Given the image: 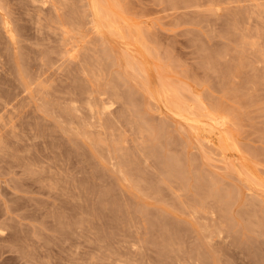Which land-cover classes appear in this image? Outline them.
I'll use <instances>...</instances> for the list:
<instances>
[{
  "label": "rangeland",
  "instance_id": "obj_1",
  "mask_svg": "<svg viewBox=\"0 0 264 264\" xmlns=\"http://www.w3.org/2000/svg\"><path fill=\"white\" fill-rule=\"evenodd\" d=\"M4 1L14 38L0 27V264H264V0H97L133 40L104 27L91 0ZM170 81L182 114L155 93Z\"/></svg>",
  "mask_w": 264,
  "mask_h": 264
},
{
  "label": "bare ground",
  "instance_id": "obj_2",
  "mask_svg": "<svg viewBox=\"0 0 264 264\" xmlns=\"http://www.w3.org/2000/svg\"><path fill=\"white\" fill-rule=\"evenodd\" d=\"M2 1H4V0H2ZM27 1H28V0H27ZM98 1H99V0H98ZM98 1H97V0H91V2H92L91 6H92V9H93V12H94L93 15H95V17H98L99 20H100V22H101V21L103 22L102 24L105 25L104 27L107 26V27L113 28L114 31H115V33H116V31H117V33L119 34V36H121V37H123V38H127V36L130 35V34H128V33L126 32V33L128 34V35H126V34L124 33V31H126V30H127L126 28H128V29H129V30H128L129 33H130V32H133V31H131V29H130L131 27H130V26H129V27L127 26V27L125 28V30H124V29H123L124 26H123V28H122L123 31H121V30L119 29V28H121L120 26H119V28H118V25H117V27H116V25L113 24L114 22H113V23L110 22V21H111V18L108 19V17H109L108 15H109V14H107V13H108L110 10H113V9H110L109 11H106V12H105V10H107V9H105V10L102 9L101 6L99 5V2H98ZM114 1H115V0H114ZM183 1H184V0H183ZM188 1H189V0H188ZM216 1H217V0H216ZM216 1H215V2H216ZM237 1H238V0H237ZM4 2H5V1H4ZM4 2H3V4H4ZM46 2H47V1H46ZM54 2H57V1H54ZM60 2H61V1H60ZM175 2H176V0H175ZM212 2H213V1H212ZM234 2H235V1H234ZM35 3H36V1H35ZM40 3H41V2H40ZM48 3H50V2H48ZM103 3H104V2H103ZM112 3H113V2H112ZM116 3H117V2H116ZM188 3H189V2H188ZM8 4H9V2H8ZM33 4H34V3H33ZM51 4H52V3H51ZM56 4H57V3H56ZM62 4H63V3H62ZM212 4H213V3H212ZM218 4H219V3H218ZM0 5H1V4H0ZM6 5H7V4H6ZM12 5H13V3H12ZM34 5H35V4H34ZM36 5H37V4H36ZM59 5H60V4H59ZM117 5H118V4H117ZM189 5H190V4H189ZM10 6H11V5H10ZM39 6H40V5H39ZM105 6H106V5H105ZM113 6H115V5H113ZM0 7H2V5H1ZM24 7H25V6H24ZM41 7H42V6H41ZM44 7H45V6H44ZM58 7H59V6H58ZM58 7H57V8H58ZM62 7H63V6H62ZM116 7H117V6H116ZM212 7H213V6H212ZM248 7H249V6H248ZM5 8H6V7H5ZM9 8H10V7H9ZM9 8H8V9H9ZM109 8H110V7H109ZM109 8H108V9H109ZM0 9H1V8H0ZM3 9H4V8H3ZM27 9H28V8H27ZM35 9H36V7H35ZM37 9H39V8L37 7ZM44 9H45V8H44ZM44 9H43V10H44ZM54 9H55V8H54ZM118 9H120V8H118ZM247 9H248V8H247ZM249 9H250V8H249ZM1 10H2V9H1ZM4 10H5V9H4ZM4 10H3V12H0V27H2L3 30L9 35L10 39H13V38H14V34H13L12 26H11V21H10V18H9V16H8V14H7V13H4V12H5ZM32 10H33V9H32ZM39 10H41V9H39ZM56 10H57V9H56ZM61 10H62V8H61ZM251 10H252V9H251ZM6 11H7V10H6ZM8 11H9V10H8ZM8 11H7V12H8ZM52 11H53V9H52ZM113 11H114V10H113ZM113 11H112V12H113ZM247 11H248V10H247ZM33 12H34V11H33ZM112 12H111V13H112ZM245 12H246V11H245ZM252 12H253V11H252ZM22 13H23V12H22ZM41 13H44V12H41ZM54 13H55V12H54ZM109 13H110V12H109ZM111 13H110V15H111ZM9 14H10V12H9ZM32 14H33V13H32ZM45 14H46V13H45ZM57 14H58V13H57ZM247 14H248V12H247ZM249 14H250V13H249ZM252 14H253V13H252ZM14 15H15V14H14ZM41 15H42V14H41ZM55 15H56V14H55ZM244 15H245V14H244ZM31 16H32V15H31ZM63 16H64V15H63ZM252 16H253V15H252ZM16 17H17V16H16ZM32 17H33V16H32ZM57 17H58V16H57ZM60 17H61V16H60ZM60 17H59V18H60ZM64 17H66V16H64ZM64 17H63V18H64ZM111 17H112V15H111ZM113 17H114L113 19L115 20L116 18H115L114 15H113ZM263 17H264V16H263ZM33 18H34V17H33ZM46 18H47V17H46ZM230 18H231V17H230ZM246 18H247V17H246ZM12 19H13V18H12ZM232 19H233V17H232ZM232 19H231V20H232ZM34 20H35V19H34ZM70 20H71V19H70ZM70 20H68V21H70ZM109 20H110V21H109ZM249 20H250V18H249ZM32 21H33V20H32ZM35 21H36V20H35ZM51 22H52V21H51ZM51 22H50V25L52 24ZM115 22H116V21H115ZM232 22H233V21H232ZM71 23H72V22H71ZM116 23H117V22H116ZM121 23H122V22H121ZM67 24H68V23H67ZM77 24H78V23H77ZM100 24H101V23H99V28H100ZM117 24H119V23H117ZM245 24H246V23H245ZM245 24H244V26H246ZM262 24H263V23H262ZM44 25H45V24H44ZM48 25H49V24H48ZM48 25H47V26H48ZM68 25H69V24H68ZM72 25H73V24H72ZM231 25H232V24H231ZM74 26H75V25H74ZM77 26H78V25H77ZM121 26H122V25H121ZM228 26H229V24H228ZM228 26H227V27H228ZM72 27H73V26H72ZM66 28H67V27H66ZM79 28H81V27L79 26ZM247 28H248V27H247ZM50 29H52V27H51ZM108 29H109V28H108ZM1 30H2V29H1ZM28 30H29V29H28ZM75 30H76V29H75ZM75 30H74V31H75ZM79 30H80V32H81L82 29H79ZM106 30H107V28H106ZM53 31H54V30H53ZM72 31H73V28H72ZM109 31H110V29H109ZM111 31H112V30H111ZM140 31H141V30H140ZM78 32H79V31H78ZM56 33H57V32H56ZM135 33H136V31H134V34H135ZM137 33H138V31H137ZM137 33H136V34H137ZM140 33H141V32H140ZM145 33H146V32H145ZM145 33H144V34H145ZM2 34H3V33H2ZM60 34H61V33H60ZM105 34H106V33H105ZM136 34H135V36H136ZM247 34H248V33H247ZM262 34H263V33H262ZM58 35H59V34H58ZM63 35H66V34H63ZM112 35L114 36L113 33H112ZM137 35H139V34H137ZM102 36H103V35H102ZM131 36H132V35H131ZM133 36H134V35H133ZM135 36H134V38L137 37V36H136V37H135ZM140 36H144V35H140ZM263 36H264V35H263ZM6 37H7V36H6ZM58 37H59V36H58ZM60 37H61V36H60ZM110 37H111V36H110ZM255 37H256V36H255ZM65 38H66V37H65ZM65 38H63V39H65ZM107 38H108V37H107ZM112 38H113V37H112ZM114 38H115V37H114ZM134 38H133V39H134ZM142 38L145 39V37H142ZM15 39H16V38H15ZM63 39H62V40H63ZM80 39H81V38H80ZM129 39L131 40L132 38L128 36V40H129ZM133 39H132V40H133ZM258 39H259V37H258ZM58 40H59V39H58ZM77 40H79V38H78ZM104 40H105V39H104ZM60 41H61V39H60ZM105 41H106V40H105ZM95 42H96V41H95ZM113 42H114V41H113ZM113 42H110V43L113 44ZM115 42H117V40H116ZM115 42H114V43H115ZM65 43H66V40H65ZM65 43H63V44H65ZM67 43H68V42H67ZM84 43H85V41H84ZM126 43H127V44H130V43H133V41H132V42L126 41ZM144 43H145V42H144ZM6 44H7V43H6ZM61 44H62V43H61ZM61 44H59V45H61ZM75 44H76V43H75ZM122 44H124V43H122ZM256 44H257V42H256ZM65 45H66V44H65ZM118 45H119V44H118ZM253 45H254V43H253ZM87 46H88V45H87ZM95 46H96V45H95ZM104 46H105V45H104ZM108 46H109V44H108ZM115 46H116V45H115ZM115 46H114V47H115ZM122 46H123V45H122ZM8 47H9V46H8ZM17 47H18V46H17ZM74 47H75V46H72L71 48H66V49H65V51H66L71 57H73V59H74V57H77L76 54H75L76 56L74 55V51H73ZM88 47H89V46H88ZM119 47H120V46H119ZM128 47H129V45H128ZM134 47H135V46H134ZM91 48H92V47H91ZM94 48H95V47H94ZM109 48H110V46H109ZM115 48H116V47H115ZM117 48H118V47H117ZM17 49H18V48H17ZM87 49H88V48H87ZM119 49H120V48H119ZM128 49H129V48H128ZM135 49H136V48H135ZM150 49H151V48H150ZM150 49H149V50H150ZM74 50H75V49H74ZM110 50H111V49H109V51H110ZM130 50H131V49H130ZM130 50H129V51H130ZM149 50H148V51H149ZM7 51H8V50H7ZM65 51H64V52H65ZM90 51H92V50H90ZM93 51H94V50H93ZM112 51H114V48H113ZM42 52H43V51H42ZM45 52H46V51H45ZM120 52H121V54H122L121 49H120ZM132 52H133V51H132ZM75 53H76V52H75ZM88 53H91V52H88ZM128 53H129V52H128ZM261 53H262V52H261ZM44 54H45V53H44ZM59 54H60V53H59ZM105 54H106V53H105ZM111 54H112V53H111ZM2 55H3V54H2ZM47 55H48V54H47ZM89 55H90V54H89ZM57 56H59V55H57ZM91 56H92V55H91ZM108 56H110V55H108ZM112 56H113V55H112ZM136 56H137V55H136ZM8 57H9V56H8ZM67 57H68V56H67ZM71 57H70V58H71ZM110 57H111V56H110ZM123 57H125V56H123ZM50 58H51V57H50ZM95 58H96V57H95ZM139 58H140V57H139ZM8 59H9V58H8ZM41 59H42V58H41ZM79 59H80V57H79ZM120 59H121V58H120ZM140 59H141V58H140ZM44 60H45V59H44ZM69 60H70V59H69ZM122 60H123V59H122ZM124 60H127V59H124ZM144 60H145V59H144ZM147 60H148V59H147ZM3 61H4V60H3ZM21 61H22V60H21ZM59 61H60V60H59ZM59 61H58V62H59ZM65 61H66V60H65ZM127 61H128V60H127ZM131 61H132L131 63H134V62H137L138 60H136V61L131 60ZM133 61H134V62H133ZM140 61H141V60H140ZM37 62H38V60H37ZM41 62H42V61H41ZM44 62H45V61H44ZM52 62H53V61H52ZM54 62H55V61H54ZM60 62L62 63V61H60ZM71 62H72V61H71ZM71 62H69V63H71ZM114 62H115V61H113V63H114ZM128 62H129V61H128ZM128 62H126V63H128ZM18 63H19V62H18ZM30 63H31V62H30ZM45 63H46V62H45ZM67 63H68V61H67ZM124 63H125V61H124ZM138 63H139V62H138ZM145 63H146V62H145ZM77 64H78V63H77ZM139 64H140V63H139ZM19 65H20V64H19ZM33 65H34V63H33ZM38 65H39V64H38ZM54 65H55V64H54ZM74 65H75V64H74ZM80 65H81V64H80ZM131 65H132V64H130V67H131ZM133 65L136 67L137 63H136V64L134 63ZM241 65H242V64H241ZM0 66H2V63H1ZM42 66H43V65H42ZM58 66H59V65H58ZM58 66H57V67H58ZM63 66H64V65H63ZM99 66H100V65H99ZM126 66H128V65H126ZM126 66H125V68H126ZM134 66H133V67H134ZM139 66H140V65H139ZM143 66H144L143 68H142V66L140 67L142 70L145 68V64H144ZM4 67H5V66H4ZM4 67H3V69H4ZM6 67H7V66H6ZM31 67H32V65H31ZM34 67H35V66H34ZM39 67H40V66H38V68H39ZM53 67H56V66H53ZM53 67H52V68H53ZM64 67H65V66H64ZM64 67H63V68H64ZM72 67H73V66H72ZM72 67L68 66V68H69L70 70L72 69ZM76 67H77V66H76ZM82 67H83V66H82ZM128 67H129V66H128ZM130 67H129V68H126V71H127V69L130 70ZM38 68H37V69H38ZM61 68H62V66H61ZM61 68L59 69L60 71L62 70ZM68 68H67L66 70H68ZM84 68H85V67H84ZM97 68H98V67H97ZM99 68H101V67H99ZM125 68H124V69H125ZM131 68H132V67H131ZM136 68H137V67H136ZM263 68H264V67H263ZM20 69H21V67H20ZM64 69H65V68H64ZM75 69H76V68H75ZM88 69H89V68H88ZM92 69H93V68H92ZM138 69H139V68L136 69V72H138V71H137ZM39 70H40V69H39ZM57 70H58V68H57ZM73 70H74V68H73ZM97 70H98V69H97ZM142 70H141V71H142ZM145 70H146V68H145ZM145 70H144V71H145ZM36 71H37V70H36ZM85 71H86V70H85ZM91 71H92V70H91ZM98 71H99V70H98ZM141 71H140V72H141ZM146 71L148 72V70H146ZM1 72H2V71H1ZM33 72H34V71H33ZM38 72H39V71H38ZM58 72H59V71H58ZM66 72H67V71H66ZM151 72H152V71H151ZM12 73H13V72H12ZM35 73H36V72H35ZM72 73H73V71H72ZM76 73H77V72H76ZM90 73H92V72H90ZM94 73H95V72H94ZM141 73H142V72H141ZM25 74H26V73H25ZM33 74H34V73H33ZM62 74H63V73H62ZM84 74H86V73L84 72ZM132 74H133V73H132ZM146 74H147V73H146ZM40 75H41V74H40ZM92 75H93V73H92ZM97 75H98V73H97ZM123 75H124V73H123ZM139 75H140V74H139ZM147 75H148V74H147ZM152 75H153V73H152ZM9 76H10V74H9ZM37 76H39V75L37 74ZM79 76H80V75H79ZM89 76H90V74H89ZM154 76H155V75H154ZM158 76H159V75H158ZM61 77H62V76H61ZM80 77H81V76H80ZM93 77H94V75H93ZM137 77H138V76H137ZM142 77H143V76H142ZM160 77L162 78V76H160ZM165 77H166V76H165ZM42 78H43V77H42ZM75 78H77V77H75ZM75 78H74V79H75ZM78 78H79V77H78ZM94 78H96V77H94ZM124 78H125V76H124ZM130 78H132V77H130ZM143 78L146 79L145 77H143ZM163 78H164V74H163ZM163 78H162V79H163ZM125 79H126V78H125ZM156 79H157V77H156ZM162 79H161V80H162ZM164 79H165V78H164ZM166 79H167V78H166ZM16 80H17V79H16ZM39 80H40V78H39ZM41 80H42V79H41ZM64 80H65V79H64ZM67 80H68V79H67ZM95 80H96V79H95ZM131 80H132V79H131ZM146 80H147V79H146ZM5 81H6V80H5ZM75 81H76V80H75ZM126 81H127V80H126ZM165 81H167V80H165ZM165 81L163 80V82H165ZM39 82H40V81H39ZM43 82H44V81H43ZM45 82H46V81H45ZM45 82H44V83H45ZM116 82H117V81H116ZM160 82H161V81H160ZM171 82H172V81L167 82V83H168V86H169V84H171ZM10 83H11V82H10ZM18 83H19V82H18ZM44 83H43L42 85H44ZM125 83H126V82H125ZM136 83H137V82H136ZM122 84H123V81H122ZM138 84H139V83H138ZM141 84H142V83H141ZM141 84H140V86H143V85H141ZM148 84H149V83H148ZM172 84H173V83H172ZM172 84H171V86H172ZM16 85H17V83H16ZM42 85H41V86H42ZM65 85H66V84H65ZM110 85H111V84H110ZM130 85H131V84H130ZM163 85H167V84L164 83ZM163 85H162V86H163ZM175 85H176V84H175ZM177 85H178V84H177ZM5 86H6V85H5ZM20 86H21V85H20ZM49 86H50V85H49ZM76 86H77V85H76ZM96 86H97V85H96ZM114 86H115V85H114ZM154 86H155V85H154ZM15 87H16V86H14V88H15ZM17 87H18V86H17ZM99 87H100V86H99ZM111 87H112V86H111ZM18 88H19V87H18ZM47 88H48V87H46V89H47ZM68 88H69V87H68ZM119 88H121V87H119ZM154 88H157V87L155 86ZM170 88H171V87H170ZM173 88H175V87L172 86V89H173ZM15 89H17V88H15ZM15 89H14V90H15ZM115 89H116V88H115ZM117 89H118V88H117ZM117 89H116V90H117ZM172 89H169L167 86H166V88L163 86V87L160 88V89H157V90L155 89V90H156L155 93H157V95H158L159 97L164 98V99L168 102V105H169V104L172 105L173 108L176 109V113H178V114H182V113H183L182 111H183V110L185 111V109H184L185 107H182V106H183V105H182L183 103H182V102H179V101H181V100L177 97V94L180 95V92L177 93V91H175L176 89H175V90H174V89L172 90ZM177 89H178V88H177ZM12 90H13V89H12ZM17 90H19V89H17ZM99 90H100V89H99ZM106 90H108V89H106ZM150 90H151V89H150ZM179 90H180V89H179ZM179 90H178V91H179ZM235 90H236L235 92L238 91L237 89H235ZM20 91H21V90H20ZM20 91H19V93H20ZM47 91H48V90H47ZM50 91H51V90H50ZM73 91H74V90H73ZM102 91H105V90H102ZM113 91H114L113 93H115V95H117V96H119V97H125V96H126L125 94L122 93V91H121V93H120L122 96H121V95H118V93H117L115 90H113ZM148 91H149V90H148ZM174 91H175V92H174ZM241 91H242V90H241ZM1 92H2V91H1ZM14 92H15V91H14ZM24 92H25V91H24ZM26 92H27V91H26ZM71 92H72V91H71ZM149 92L151 93V91H149ZM238 92H239V91H238ZM2 93H3V92H2ZM6 93H7V92H6ZM51 93H52V92H51ZM105 93H107V92H105ZM8 94H9V93H8ZM44 94L46 95L47 93H44ZM66 94H67V92H66ZM108 94H109V93H108ZM110 94H111V93H110ZM139 94H140V93H139ZM139 94H138V95H139ZM240 94H241V93H240ZM3 95H4V94H3ZM13 95H14V94H13ZM15 95H16V94H15ZM38 95H39V94H38ZM38 95H37V96H38ZM40 95H41V94H40ZM48 95H49V93H48ZM70 95H71V94H70ZM73 95H74V94H73ZM153 95H154V94H153ZM157 95H156V96H157ZM9 96H10V95H9ZM22 96H23V95H22ZM53 96H54V94H53ZM97 96H98V95H97ZM97 96H96V97H97ZM151 96H152V94H151ZM0 97H1V96H0ZM40 97H41V96H40ZM66 97H67V96H66ZM76 97H77V96H76ZM137 97H138V96H137ZM154 97H155V96H154ZM11 98H12V97H11ZM14 98H15V97H14ZM49 98H50V97H49ZM64 98H65V97H64ZM81 98H82V96H81ZM109 98H111V97L109 96ZM112 98H113V97H112ZM135 98H136V96H135ZM157 98H158V97H157ZM180 98H181V96H180ZM7 99H8V98H7ZM34 99H35V98H34ZM37 99H38V98H37ZM46 99H48V98H46ZM52 99H53V98H52ZM68 99H70V98H68ZM96 99H97V98H96ZM100 99H101V98H100ZM113 99H114V98H113ZM119 99H120V98H119ZM136 99H137V98H136ZM155 99H156V98H155ZM182 99H183V98H182ZM0 100H1V99H0ZM4 100H5V98H4ZM11 100H12V99H11ZM50 100H51V99H50ZM66 100H67V99H66ZM73 100H74V99H73ZM75 100H76V99H75ZM101 100H102V99H101ZM109 100H110V102H111V99H109ZM159 100H160V99H159ZM159 100H158V101H159ZM68 101H69V100H68ZM70 101H71V100H70ZM140 101H141V100H140ZM214 101H215V100H214ZM13 102H14V101H13ZM54 102H55V101H54ZM65 102H66V101H65ZM97 102H98V101H97ZM102 102H103V100H102ZM125 102H126V101H125ZM125 102H124V103H125ZM183 102H185V101H183ZM1 103H2V102H1ZM1 103H0V104H1ZM23 103H24V101H23ZM48 103H49V101H48ZM48 103H47V104H48ZM70 103H71V102H70ZM79 103H81V102H79ZM106 103H107V102H106ZM124 103H123V104H124ZM126 103H127V102H126ZM181 103H182V104H181ZM211 103H212V102H211ZM219 103H221V102H219ZM5 104H6V103H5ZM8 104H9V101H8ZM11 104H12V103H11ZM15 104H16V103H15ZM36 104L39 105L38 103H36ZM65 104H66V103H65ZM120 104H121V102H120ZM135 104H136V103H135ZM67 105H68V103H67ZM69 105H70V104H69ZM100 105H101V104H100ZM124 105H125V104H124ZM124 105H122V106H124ZM128 105H129V104H128ZM131 105H132V104H131ZM170 105H169V106H170ZM55 106H56V105H55ZM61 106H62V105H61ZM71 106H72V105H71ZM97 106H98V105H97ZM101 106H102V105H101ZM103 106H105V105H103ZM103 106H102V107H103ZM136 106H137V108L139 107L138 105H136ZM140 106H141V105H140ZM172 106H170V107H172ZM184 106H185V105H184ZM187 106H188V105H187ZM187 106H186V108H187ZM5 107H6V106H5ZM48 107H50V106H48ZM56 107H57V106H56ZM58 107H59V105H58ZM68 107H70V106H68ZM125 107H126V106H125ZM125 107H124V108H125ZM130 107H131V106H130ZM141 107H142V106H141ZM164 107H165V106H164ZM218 107H219V106H218ZM100 108H101V107H100ZM106 108H107V107H106ZM135 108H136V107H135ZM137 108H136V109H137ZM139 108H140V107H139ZM139 108H138V109H139ZM166 108H167V107H166ZM189 108H190V107H189ZM215 108H216V107H215ZM215 108H214V109H215ZM1 109L3 110V108H0V110H1ZM11 109H14V108L11 107ZM51 109H52V108H51ZM58 109H59V108H58ZM97 109H98V108H97ZM128 109H129V108H128ZM205 109H207V108H205ZM36 110H37V109H36ZM46 110H47V109H46ZM95 110H96V109H95ZM103 110H104V108H103ZM115 110H116V109H115ZM134 110H135V109H134ZM139 110H140V109H139ZM190 110H191V109H190ZM215 110H217V109H215ZM16 111H17V110H16ZM44 111H45V110H44ZM47 111H48V110H47ZM53 111H54V110H53ZM56 111H57V110H56ZM67 111H68V110H67ZM109 111H110V110H109ZM111 111H112V110H111ZM113 111H114V110H113ZM122 111H123V110H122ZM188 111H189V110H188ZM213 111H214V110H213ZM11 112H12V111H11ZM48 112H49V111H48ZM61 112H62V111H61ZM71 112H72V111H71ZM97 112H98V111H97ZM102 112H103V111H101V113H102ZM120 112H121V111H120ZM124 112H126V110H125ZM124 112H123V113H124ZM142 112L144 113V111H142ZM193 112H194V111H193ZM193 112H191L192 115L194 114ZM217 112H218V110H217ZM217 112H216V113L213 112V113H215V114H219L220 111H219L218 113H217ZM2 113H3V112H2ZM2 113H1V114H2ZM14 113H15V112H14ZM14 113H13V114H14ZM59 113H60V112H59ZM59 113H58V114H59ZM104 113H105V112H104ZM109 113L111 114V112H109ZM136 113H137V112H136ZM140 113H141V112H140ZM196 113H197V112H196ZM196 113H195V114H196ZM220 113H221V112H220ZM17 114H18V113H17ZM50 114H51V112H50ZM56 114H57V113H56ZM90 114H91V113H90ZM195 114H194V115H195ZM198 114H199V113H198ZM198 114H197V115H198ZM222 114H223V113H222ZM18 115H19V114H18ZM18 115H17V116H18ZM37 115H39V114H37ZM102 115H103V114H102ZM138 115H139V114H138ZM138 115H137V117H138ZM140 115H141V114H140ZM142 115H143V114H142ZM192 115H191V116H192ZM206 115L209 117V116L212 115V114L208 115V113H207ZM219 115H220V114H219ZM226 115H227V114H226ZM94 116H95V115H94ZM105 116H107V115L104 114V117H105ZM108 116H109V115H108ZM120 116H122V115H120ZM198 116H199V115H198ZM200 116H201V115H200ZM207 116H206V117H207ZM223 116H224V115H223ZM0 117H2V116H0ZM3 117H4V116H3ZM40 117H41V115H40ZM49 117H50V116H49ZM57 117H58V116H57ZM61 117H62V115H61ZM104 117H102V118H104ZM126 117H127V116H126ZM195 117H196V116H195ZM195 117H187V116H184V118L187 120V122L189 121V122H191L192 124L195 123V126H196V123H197L199 120H198V118L196 119ZM206 117H205V118H206ZM208 117H207V119H208ZM219 117H220V116H218V118H217V116H216V117H213V121H215V123H217V125H218V124H222V123H221V120H222V119H221V120H217V119H220ZM221 117H222V116H221ZM89 118H90V117H89ZM102 118H101V119H102ZM106 118H107V117H106ZM108 118H110V117H108ZM111 118H112V117H111ZM127 118H128V117H127ZM139 118H140V117H139ZM143 118H144V116H143ZM201 118H202V116H201ZM2 119H3V118H2ZM62 119H63V118H62ZM98 119H99V118H98ZM101 119H100V120H101ZM121 119H122V118H121ZM125 119H126V118H125ZM129 119H130V118H128V120H129ZM224 119H225V118H224ZM0 120H1V119H0ZM19 120H20V119H19ZM87 120H88V119H87ZM111 120H112V119H111ZM130 120H133V119H130ZM139 120H140V119H139ZM142 120H143V119H142ZM144 120H145V119H144ZM56 121H57V120H56ZM61 121H62V120H61ZM137 121H138V119H137ZM37 122H38V121H37ZM62 122H63V121H62ZM90 122H91V121H90ZM92 122L94 123V121H92ZM165 122H166V121H165ZM165 122H164V123H165ZM4 123H5V122H4ZM12 123H13V122H12ZM34 123H36V122H34ZM40 123H41V122H40ZM100 123H101V122H100ZM130 123H132V122H130ZM133 123H134V122H133ZM140 123H142V122H140ZM160 123H161V122H160ZM162 123H163V122H162ZM1 124H2V123H1ZM48 124H49V123H48ZM58 124H59V123H58ZM63 124H65V123H63ZM101 124H103V123H101ZM199 124H201V123H199ZM4 125H5V124H4ZM41 125L44 126L45 124H44V123H43V124L41 123ZM41 125H40V126H41ZM137 125H138V124H137ZM140 125H141V124H140ZM204 125H205V124H204ZM6 126H7V125H6ZM24 126H25V125H24ZM46 126H47V125H46ZM48 126H49V125H48ZM64 126H65V125H64ZM100 126H101V125H100ZM138 126H139V125H138ZM159 126H162V125H159ZM164 126H165V125H164ZM205 126H206V125H205ZM218 126H219V125H218ZM1 127H2V126H1ZM103 127H104V126H103ZM139 127H140V126H139ZM202 127H203V125H202ZM11 128H12V127H11ZM13 128H14V127H13ZM13 128H12V130H13ZM39 128H42V127H39ZM46 128H48V127H46ZM60 128H62V127L60 126ZM92 128H96V127H94V125H93ZM132 128H133V127H132ZM151 128H152V127H151ZM161 128H162V127H161ZM180 128H181V127H180ZM190 128H191V127H190ZM193 128L195 129L194 126H193ZM218 128H219V127H218ZM5 129H7V128H5ZM33 129H34V128H33ZM36 129H37V128H36ZM44 129H45V128H44ZM153 129H154V128H153ZM203 129H204V128H203ZM8 130H9V129H8ZM10 130H11V129H10ZM10 130H9V131H10ZM37 130L39 131V129H37ZM65 130H66V129H65ZM96 130H97V129H96ZM165 130H166V129H165ZM180 130H181V129H180ZM183 130H184V129H183ZM208 130H209V128H208ZM223 130H224V129H223ZM1 131H2V130H1ZM9 131H8V132H9ZM40 131H41V130H40ZM105 131H106V130H105ZM150 131H151V130H150ZM166 131H167V130H166ZM194 131H195V130H194ZM196 131H197V130H196ZM225 131H227V130H225ZM2 132H3V131H2ZM10 132H11V131H10ZM15 132H16V131H15ZM41 132H42V131H41ZM93 132H94V131H93ZM153 132H154V130H153ZM0 133H1V132H0ZM35 133H36V132H35ZM38 133H39V132H38ZM38 133H37V134H38ZM227 133H228V132H227ZM4 134H5V133H4ZM8 134H9V133H8ZM11 134H12V133H11ZM20 134H21V133H20ZM93 134H94V133H93ZM95 134H96V133H95ZM95 134H94V135H95ZM104 134H105V133H104ZM163 134H164V133H163ZM223 134H224V132H223ZM225 134H226V132H225ZM23 135H24V134H23ZM23 135H22V136H23ZM41 135H42V134H41ZM69 135H70V134H69ZM89 135H90L89 137L91 138V135H92L91 132H90ZM101 135H103V134H101ZM117 135H118V133H117ZM228 135H229V134H228ZM1 136H2V135H1ZM9 136H10V135H9ZM38 136H39V135H38ZM115 136H116V135H115ZM120 136H121V134H120ZM165 136H166V135H165ZM42 137H44V136H42ZM70 137H71V136H70ZM92 137H94V136H92ZM99 137H100V136H99ZM122 137H123V136H122ZM167 137H168V136H167ZM219 137H220V136H219ZM219 137H218V138H219ZM227 137H228V136H227ZM2 138H3V137H2ZM12 138H13V135H12ZM97 138H98V137H97ZM0 139H1V138H0ZM22 139H23V138H22ZM95 139H96V138H95ZM100 139H102V138H100ZM100 139H99V140H100ZM116 139H117V138H116ZM220 139L222 140V138H220ZM228 139H229V138H228ZM2 140H4V139H2ZM13 140L15 141V139H13ZM71 140L74 141L73 139H71ZM99 140H98V141H99ZM102 140H103V139H102ZM118 140H119V139H118ZM121 140H122V139H121ZM152 140H153V139H152ZM166 140L168 141V139H166ZM231 140H232V137H231ZM231 140H230V141H231ZM44 141H45V140H44ZM88 141H89V139H88ZM91 141H93V140H91ZM94 141H95V140H94ZM158 141H160V140H158ZM225 141H226V138H225ZM0 142H1V141H0ZM4 142H5V141H4ZM99 142H100V141H99ZM116 142H117V141H116ZM219 142H220V141H219ZM228 142H229V141H228ZM231 142H232V141H231ZM6 143H7V142H6ZM10 143H11V142H10ZM14 143H15V142H14ZM35 143H36V142H35ZM43 143H44V142H43ZM90 143H92V142H90ZM93 143H94V142H93ZM160 143H161V142H160ZM223 143H224V142H223ZM233 143H234V142H233ZM96 144H97V143H96ZM119 144H120V143H119ZM0 145H1V144H0ZM12 145H13V144H12ZM14 145H15V144H14ZM150 145H151V144H150ZM157 145H158V144H157ZM234 145H235V144H234ZM6 146H7V145H6ZM28 146H29V145H28ZM55 146H56V145H55ZM227 146H228V143H227ZM230 146H231V144H230ZM56 147H57V146H56ZM91 147H92V146H91ZM93 147H94V146H93ZM146 147H147V146H146ZM225 147H226V146H225ZM12 148H13V147H12ZM119 148H120V147H119ZM124 148H126V147H124ZM152 148H153V147H152ZM33 149H34V148H33ZM56 149H57V148H56ZM94 149H95V148H94ZM143 149H144V148H143ZM162 149H163V148H162ZM222 149H223V147H222ZM37 150H38V149H37ZM40 150H41V148H40ZM136 150H137V149H136ZM148 150H149V149H148ZM30 151H31V150H30ZM65 151H67V150H65ZM146 151H147V150H146ZM125 152H126V151H125ZM224 152H225V151H224ZM126 153H127V152H126ZM137 153H138V152H137ZM145 153H146V152H145ZM150 153H151V152H150ZM66 154H67V153H66ZM147 154H148V153H147ZM123 155H124V153H123ZM125 155H126V154H125ZM166 155H167V153H166ZM67 157H68V154H67ZM124 157H125V156H124ZM127 157H128V156H127ZM175 157H176V156H175ZM50 158H51V157H50ZM65 158H66V157H65ZM65 158H64V159H65ZM80 158H81V156H80ZM176 158H177V157H176ZM57 159H58V158H57ZM127 159H128V158H127ZM163 159H164V157H163ZM54 160H55V159H54ZM65 160H67V159H65ZM125 160H126V159H125ZM128 160H130V159H128ZM177 160H178V159H176V161H177ZM33 161H34V159H33ZM160 161H161V160H160ZM169 161H170V160H169ZM70 162H71V161H70ZM232 162H233V161H232ZM34 163H35V162H34ZM36 163H37V162H36ZM50 163H51V162H50ZM55 163H56V162H55ZM126 163H127V162H126ZM167 163H168V162H167ZM236 163H237V162H236ZM67 164H68V163H67ZM112 164H113V163H112ZM165 164H166V163H165ZM35 165H37V164H35ZM71 165H72V164H71ZM163 165H164V164H163ZM168 165H169V163H168ZM38 166H39V163H38ZM38 166H37V167H38ZM52 166H53V165H52ZM72 166H73V165H72ZM115 166H116V165H115ZM126 166H128V165H125V167H126ZM129 166H130V165H129ZM174 166H175V164H174ZM55 167H56V165H55ZM69 167H70V166H69ZM112 167H113V166H112ZM112 167L110 166L111 169H112ZM159 167H160V166H159ZM165 167H166V165H165ZM172 167H173V164H172ZM52 168H53V167H52ZM67 168H68V167H67ZM70 168H71V167H70ZM110 168H109V169H110ZM54 169H56V168H54ZM71 169H72V168H71ZM167 169H168V168H167ZM177 169H178V168H177ZM38 170H39V168H38ZM67 170H68V169H67ZM129 170H131V169H129ZM173 170H175V169H173ZM182 170H183V169H182ZM238 170H239V168H238ZM63 171H64V170H63ZM131 171H132V170H131ZM168 171H169V170H168ZM175 171H176V170H175ZM184 171H185V170H184ZM38 172H39V171H38ZM52 172H53V171H52ZM59 172H60V171H59ZM72 172H74V171H72ZM125 172H126V171H125ZM125 172H124V173H125ZM166 172H167V171H166ZM169 172H170V171H169ZM169 172H168V173H169ZM171 172H172V171H171ZM171 172H170V173H171ZM177 172H179V171H177ZM54 173H55V172H54ZM54 173H53V174H54ZM70 173H71V172H70ZM132 173H133V172H132ZM164 173H165V172H164ZM164 173H163V174H164ZM160 174H162V173H160ZM184 174H185V173H184ZM247 174H248V173H247ZM69 175H70V174H69ZM73 175H74V174H73ZM130 175H131V174H130ZM126 176H127V175H126ZM131 176H133V175H131ZM178 176H179V174H178ZM39 177H40V176H39ZM61 177H62V174H61ZM70 177H71V176H70ZM73 177H74V176H72V178H73ZM244 177H245V176H244ZM68 178H69V177H68ZM127 178H128V177H127ZM135 178H136V177H135ZM41 179H42V178H41ZM124 179H125V178H124ZM245 179H247V178H245ZM38 180H39V178H38ZM43 180H44V178H43ZM43 180H42V181H43ZM60 180H62V179H60ZM69 180L71 181V179H69ZM75 180H76V179H75ZM77 180H78V179H77ZM81 180H82V179H81ZM179 180H180V178H179ZM194 180H196V179H194ZM252 180H253V177L251 176V181H252ZM36 181H37V179H36ZM36 181H34V182H36ZM40 181H41V180H40ZM42 181H41V182H42ZM57 181H58V180H57ZM65 181H66V180H65ZM83 181H84V180H83ZM132 181H133V180H132ZM136 181H137V179L135 180V182H136ZM197 181H198V180H197ZM253 181H255V180H253ZM72 182H74V181H72ZM79 182H80V180H79ZM247 182H248V181H247ZM258 182H259V181H258ZM46 183H47V182H46ZM74 183H75V182H74ZM83 183H84V182H83ZM249 183H250V182H249ZM251 183H252V182H251ZM254 183H256V182H254ZM254 183H252V184H254ZM32 184H33V183H32ZM72 184H73V183H72ZM75 184H76V183H75ZM79 184H80V183H79ZM79 184H78V185H79ZM66 185H67V184H66ZM82 185H83V184H82ZM82 185H81V188H82ZM248 185H249V184H248ZM254 185H256V184H254ZM44 186H46V185H44ZM64 186H65V185H64ZM70 186H71V185H70ZM72 186H73V185H72ZM138 186H139V185H138ZM257 186H258V185H257ZM75 187H76V186H75ZM43 188H44V187H43ZM77 188H78V186H77ZM41 189H42V188H41ZM87 189H88V188H87ZM77 190H78V189H77ZM77 190H76L75 192H77ZM258 190H262V189L258 188ZM258 190H257V191H258ZM80 191H81V189L79 190V192H80ZM83 191H85V189H83ZM83 191H82V192H83ZM215 191H216V190H215ZM69 192H70V191H69ZM71 192H72V191H71ZM212 192H213V191H212ZM229 192H230V191H229ZM80 193H81V192H80ZM84 193H85V192H84ZM84 193H83V194H84ZM208 193H209V192H208ZM216 193H217V191H216ZM77 194H78V193H77ZM86 194H87V192H86ZM139 194H140V193H139ZM217 194H218V193H217ZM228 194H230V193H228ZM60 195H61V194H60ZM135 196H136V195H135ZM223 196H225V194H224ZM61 198H62V197H61ZM64 198H65V197H64ZM87 198H88V197H87ZM74 199H75V198H74ZM216 199H217V197H216ZM224 199H225V198H224ZM226 199H227V198H226ZM71 200H72V199H71ZM66 201H67V200H66ZM186 202H187V201H186ZM120 203H121V202H120ZM132 203H133V202H132ZM158 203H159V202H158ZM176 203H177V202H176ZM180 203H182V202H180ZM139 204H140V203H139ZM70 205H71V204H70ZM87 205H88V204H87ZM122 205H123V204H122ZM140 205H141V204H140ZM180 205H181V204H180ZM223 205H224V204H223ZM76 206H77V205H76ZM142 206H143V205H142ZM86 207H88V206H86ZM127 207H128V206H127ZM137 207H138V206H137ZM191 207H192V205H191ZM92 208H93V207H92ZM124 208H125V206H124ZM176 208H177V207H176ZM189 208H190V207H189ZM76 209H77V208H76ZM95 209H96V208H95ZM145 209H146V208H145ZM184 209H185V208H184ZM194 209H195V208H194ZM194 209H193V210H194ZM88 210H89V209H88ZM116 210H117V209H116ZM178 210H179V209H178ZM185 210H186V209H185ZM73 211H74V209H73ZM145 211H146V210H145ZM154 211H155V210H154ZM100 212H101V211H100ZM100 212H99V213H100ZM140 212H141V209H140ZM140 212H139V213H140ZM181 212H182V210H181ZM196 212H198V211H196ZM96 213H97V212H96ZM96 213H95V214H96ZM134 213H135V212H134ZM182 213H183V212H182ZM185 213H186V212H185ZM198 213H199V212H198ZM93 214H94V213H93ZM95 214H94V215H95ZM115 214H116V213H115ZM162 214H163V213H162ZM73 215H74V214H73ZM125 215H126V214H125ZM140 215H141V214H140ZM156 215H157V214H156ZM183 215H184V214H183ZM88 216H89V215H88ZM88 216H87V217H88ZM152 216H153V214H152ZM215 217H216V216H215ZM85 218H86V217H85ZM85 218H84V219H85ZM150 218H151V217H150ZM190 218H191V217H190ZM86 219H87V218H86ZM160 219H161V218H160ZM163 219H164V218H163ZM163 219H162V221H163ZM195 219H197V217H196ZM214 219H215V218H214ZM214 219H213V220H214ZM153 220H154V219H153ZM157 220H158V219H157ZM232 220H233V219H232ZM85 221H86V220H85ZM144 221H145V220H144ZM174 221H175V220H174ZM176 221H177V220H176ZM214 221H215V220H214ZM1 222H2V221H1ZM88 222H90V221H88ZM104 222H105V221H104ZM147 222H148V221H147ZM194 222H195V221H194ZM233 222H234V221H233ZM86 223H87V222H86ZM153 223H154V221H153ZM224 223H225V222H224ZM155 224H156V223H155ZM163 224H164V223H163ZM184 224H185V223H184ZM233 224H234V223H233ZM106 225H107V224H106ZM152 225H153V224H152ZM178 225H179V224H178ZM185 225H186V224H185ZM187 225H188V224H187ZM220 225H221V224H220ZM234 225H236V224H234ZM239 225H240V224H239ZM242 225H243V224H242ZM100 226H101V225H100ZM159 226H160V225H159ZM164 226H165V225H164ZM154 227H156V226H154ZM188 227H189V226H188ZM197 227H198V226H197ZM220 227H223V226H220ZM87 228H88V227H87ZM123 228H124V227H123ZM164 228H165V227H164ZM199 228H200V227H199ZM185 229H186V227H185ZM189 229H190V228H189ZM167 230H168V229H167ZM226 230H227V229H226ZM0 231H1V230H0ZM185 231H186V230H185ZM187 231H188V230H187ZM187 231H186V232H187ZM199 231H200V230H199ZM131 232H132V231H131ZM133 232H134V231H133ZM158 232H159V231H158ZM160 232H162V231H160ZM163 232L165 233V231H163ZM172 232H173V231H172ZM182 232H183V231H182ZM196 232H198V231H196ZM2 233H3V231H1V234H2ZM136 233H137V232H136ZM136 233H135V234H136ZM150 233H151V232H150ZM166 233H167V232H166ZM166 233H165V234H166ZM184 233H185V232H184ZM184 233H183V234H184ZM187 233H188V232H187ZM199 233H200V232H199ZM205 233H206V232H205ZM123 234H124V232H123ZM148 234H149V233H148ZM165 234H164V235H165ZM173 234H175V233H173ZM177 234H178V232H177ZM209 234H210V233H209ZM230 234H231V233H230ZM244 234H245V233H244ZM263 234H264V233H263ZM149 235H150V234H149ZM162 235H163V234H162ZM162 235H161V237H162ZM169 235H170V233H169ZM190 235H191V234H190ZM211 235H212V234H211ZM1 236H3V235H1ZM129 236H130V235H129ZM131 236H132V235H131ZM131 236H130V237H131ZM134 236H135V235H134ZM166 236H167V235H166ZM176 236H177V235H176ZM209 236H210V235H209ZM226 236H227V235H226ZM239 236H240V235H239ZM161 237H160V238H161ZM170 237H171V236H170ZM131 238H132V237H131ZM150 238H151V237H150ZM153 238H154V237H153ZM166 238H167V237H166ZM168 238H169V237H168ZM168 238H167L166 240H167V242L169 243V239H168ZM182 238H183V237H182ZM1 239H2V240H5V239L7 240V238H6L5 236H4V237H1ZM120 239H121V238H120ZM136 239H137V238H136ZM145 239H146V238H145ZM147 239H148V238H147ZM151 239H152V238H151ZM161 239H162V238H161ZM174 239H175V238H174ZM177 239H179V238H177ZM177 239H176V240H177ZM184 239H185V238H184ZM195 239H196V238H195ZM195 239H194V240H195ZM201 239H202V238H201ZM229 239H230V238H229ZM19 240H20V239H19ZM122 240H123V239H122ZM152 240L155 241L156 239H155V240L152 239ZM163 240H164V239H163ZM204 240H205V238H204ZM231 240H232V239H231ZM235 240H237V239H235ZM112 241H113V240H112ZM117 241H118V240H117ZM123 241H124V240H123ZM137 241H138V240H137ZM239 241H240V240H239ZM115 242H116V241H115ZM119 242H120V241H119ZM181 242H182V241H181ZM189 242H190V241H189ZM203 242H205V241H203ZM121 243H122V242H121ZM148 243H149V242H148ZM161 243L163 244L164 241H163V242L161 241ZM161 243H160V244H161ZM165 243H166V242H165ZM178 243H179V241H178ZM190 243H191V242H190ZM190 243H189V244H190ZM230 243H231V242H230ZM234 243H235V241H234ZM238 243H239V242H238ZM238 243H236V244H238ZM240 243H241V242H240ZM259 243H260V242H259ZM9 244H10V243H9ZM11 244H13V243H11ZM132 244H133V243H132ZM135 244H136V243H135ZM166 244H167V243H166ZM171 244H172V243L170 242V246H171ZM241 244H242V243H241ZM260 244H261V243H260ZM127 245H128V244H127ZM176 245H177V244H176ZM191 245H193V244L191 243ZM191 245H190V246H191ZM197 245H198V244H197ZM230 245H231V244H230ZM233 245H234V244H233ZM97 246H98V245H97ZM121 246H122V245H121ZM142 246H144V245H142ZM164 246H165V245H164ZM170 246H169V247H170ZM180 246H181V244H180ZM195 246H196V245H195ZM0 247H1V246H0ZM165 247H166V246H165ZM173 247H174V246H173ZM197 247H198V246H197ZM13 248H14V247H13ZM99 248H100V247H99ZM103 248H104V247H103ZM106 248H107V247H106ZM123 248H124V246H123ZM136 248H137V247H136ZM147 248H148V247H147ZM175 248H176V247H175ZM177 248H178L177 250H179V248H181V247H177ZM189 248H190V247H189ZM192 248H193V247H192ZM199 248H200V247H199ZM240 248H241V247H240ZM131 249H132V248H131ZM133 249H134V248H133ZM145 249H146V248H145ZM168 249H169V248H168ZM170 249H171V247H170ZM227 249H228V248H227ZM227 249H226V250H227ZM241 249H242V248H241ZM263 249H264V248H263ZM2 250H3V249H2ZM116 250H117V249H116ZM161 250H162V249H161ZM165 250H166V249H165ZM177 250H176V251H177ZM258 250H259V249H258ZM29 251H30V250H29ZM29 251H28V252H29ZM119 251H120V250H119ZM126 251H127V249H126ZM142 251H143V250H142ZM145 251H146V250H145ZM171 251H172V250H171ZM171 251L169 250V252H171ZM173 251H174V249H173ZM176 251H175V252H176ZM181 251H182V250H181ZM192 251H193V249H192ZM196 251H197V250H196ZM122 252H123V251H122ZM143 252H144V251H143ZM183 252H185V250H184ZM189 252H191L190 249H189ZM193 252H194V251H193ZM221 252H223V251H221ZM237 252H238V251H237ZM2 253H3V252H2ZM123 253H124V252H123ZM161 253H162V252H161ZM180 253H181V252H180ZM196 253H197V252H196ZM200 253H201V251H200ZM223 253H224V252H223ZM245 253H246V252H245ZM249 253H250V252H249ZM163 254H164V253H163ZM167 254H168V252H167ZM178 254H179V253H178ZM182 254H183V253H182ZM197 254H198V253H197ZM227 254H228V253H227ZM253 254H254V253H252V255H253ZM255 254H256V253H255ZM257 254H258V251H257ZM261 254H262V253H261ZM128 255H129V254H128ZM145 255H146V254H145ZM145 255H144V257L146 258ZM164 255H165V254H164ZM168 255H169V254H168ZM168 255H167V256H168ZM172 255H173V254H172ZM180 255H181V254H180ZM222 255H223V254H222ZM182 256H183V255H182ZM201 256H202V255H201ZM224 256H225V255H224ZM228 256H229V255H228ZM240 256H241V255H240ZM38 257H39V256H38ZM66 257H67V256H66ZM76 257H77V256H76ZM112 257H113V256H112ZM114 257H115V256H114ZM126 257H127V256H126ZM203 257H204V256H203ZM251 257H252V256H251ZM255 257H256V256H255ZM257 257H258V256H257ZM261 257H262V256H261ZM67 258H68V257H67ZM123 258H124V257H123ZM132 258H133V257H132ZM168 258H169V257H168ZM168 258H167V259H168ZM176 258H177V257H176ZM201 258H202V257H201ZM204 258H205V257H204ZM228 258H229V257H228ZM252 258H253V257H252ZM1 259H2V258H1ZM39 259H40V258H39ZM119 259H120V258H119ZM119 259H118V260H119ZM147 259H148V258H147ZM163 259H164V258H163ZM173 259H174V258H173ZM183 259L185 260V258H183ZM245 259H246V258H245ZM78 260H79V259H78ZM121 260L124 262V259H121ZM125 260H126V258H125ZM152 260H153V259H152ZM168 260H169V259H168ZM204 260H205V259L201 260V262L204 261ZM234 260H235V259H234ZM122 261H121V262H122ZM127 261H128V260H127ZM130 261H132V260H130ZM164 261H165V260H164ZM208 261H210V260H208ZM224 261H226V259H225ZM227 261H228V260H227ZM227 261H226V262H227ZM231 261H232V260H231ZM237 261H238V260H237ZM251 261H252V260H251ZM255 261H256V260H255ZM77 262H78V261H77ZM128 262H129V261H128ZM137 262H138V261H137ZM152 262H153V261H152ZM154 262H155V261H154ZM159 262H160V261H159ZM162 262H163V260H162ZM166 262H167V261H166ZM184 262H185V261H184ZM210 262H211V261H210ZM253 262H254V261H253ZM260 262H262V261L260 260ZM126 263H127V262H126ZM149 263H151V262H149ZM170 263H171V262H170ZM186 263H187V262H186ZM202 263H203V262H202ZM202 263H201V264H202ZM239 263H240V262H239ZM73 264H74V263H73ZM119 264H120V263H119ZM128 264H129V263H128ZM146 264H147V263H146ZM153 264H154V263H153ZM183 264H185V263H183ZM187 264H188V263H187ZM209 264H210V263H209ZM215 264H216V263H215ZM225 264H226V263H225ZM227 264H228V263H227ZM231 264H232V263H231Z\"/></svg>",
  "mask_w": 264,
  "mask_h": 264
}]
</instances>
